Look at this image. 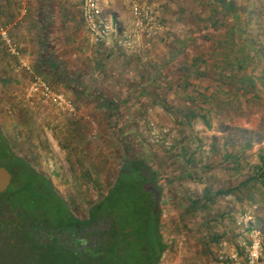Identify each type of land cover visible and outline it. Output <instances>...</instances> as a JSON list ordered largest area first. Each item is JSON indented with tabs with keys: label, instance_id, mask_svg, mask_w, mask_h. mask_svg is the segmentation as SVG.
I'll use <instances>...</instances> for the list:
<instances>
[{
	"label": "rangeland",
	"instance_id": "1",
	"mask_svg": "<svg viewBox=\"0 0 264 264\" xmlns=\"http://www.w3.org/2000/svg\"><path fill=\"white\" fill-rule=\"evenodd\" d=\"M80 2L0 0V33L8 36L6 42L0 35V166H7V143L49 180L63 205H53L47 196L26 202L32 193L22 190L24 174L16 175L5 195L26 210L37 206L53 224L67 211L81 218L133 158L158 176L157 227L164 249L156 264H214L220 252L239 250L246 235L239 223L243 213L264 234V186L259 183L219 196L207 208L189 207L206 189L236 188L264 163L261 81L243 89L221 83L218 69H211L210 60L218 55L211 49L225 32L223 22H235L232 14L216 0H109L103 15L115 20V36L96 44L80 18ZM230 2L246 18L243 33L234 31L233 50L257 59L247 72L259 78L264 3ZM134 4L157 15L158 31L149 48L143 47L142 35L134 47L120 43L123 32L135 34ZM215 21L221 25L213 29ZM194 55L207 60L199 64L201 78L189 66ZM33 75L69 96L76 115L30 96ZM65 143L74 146L67 149ZM122 212L120 226L138 224L127 209Z\"/></svg>",
	"mask_w": 264,
	"mask_h": 264
},
{
	"label": "trees",
	"instance_id": "2",
	"mask_svg": "<svg viewBox=\"0 0 264 264\" xmlns=\"http://www.w3.org/2000/svg\"><path fill=\"white\" fill-rule=\"evenodd\" d=\"M216 1L226 12L232 14V17L235 18V22H232L231 24H229L230 22H223L225 32L223 36L218 38L216 47L211 49V53L218 51L217 57L210 60L212 63L211 69H218L216 77L221 83H224L227 80L231 83H236L241 88L243 87V89L248 87L254 88L256 79H259L262 88H264V72H261L259 78L253 76L251 70L247 72L251 62L255 63L257 59L252 58V61H250L247 56L236 55L235 50H233L235 44L234 31L237 29L240 34L243 33L245 28L244 20L246 18L242 17V15L234 9L230 0ZM262 1L264 3V0ZM236 22L237 27L235 24ZM217 23L218 25H221L219 21H215L211 24L213 29L216 28ZM261 53H263L262 49H258L257 54ZM206 61V58L201 55L197 58L194 57L191 59L190 67L195 70L196 78L202 77V73H198V66L201 63L207 64ZM227 69H229L228 73L225 72L228 71ZM200 117L204 119L203 115H200ZM6 151V157L9 162H24L9 150L7 143ZM8 165L21 166L24 169V177L26 175V178L32 180V171L34 170H32L27 164ZM157 180L158 176L156 172L138 160L131 158L123 163L112 187L108 190V194L99 201L95 208L97 211H104L106 214H112L119 222L123 221V216H126V213H121V210L127 209V214L130 215L131 218L137 217L138 224L132 222L129 226L125 227L122 225L120 226L119 223V228H126L127 230V233H125V235L123 234L122 238L124 244L117 247V249L114 248L115 252L113 255L108 257L105 261H99L98 264H156V259L164 249V244L157 227L158 211L157 213L154 212V205L158 203V199L155 198L148 187L152 186L159 194H161L160 188L157 186ZM254 183H259L262 187L264 186V163L260 164L251 176L242 180L236 188H229L226 190L219 189L213 193H210L208 189H206L200 198L190 200L189 207L196 210L207 208L214 204L219 196L231 194L233 191H238V189L242 188L244 185ZM24 190L27 191V189ZM36 192H40V190L36 189L32 193ZM114 196L115 200H110ZM121 201L122 203H120ZM126 202L127 205H125ZM190 208L186 210L188 214ZM66 214L69 216L68 211ZM69 217L71 218V215ZM135 236H137L136 242ZM43 248L45 247H42V250H40V253L38 254L39 260L34 264H75V257H72L71 253L67 250L62 251L60 248L55 249L53 246L45 250H43Z\"/></svg>",
	"mask_w": 264,
	"mask_h": 264
},
{
	"label": "flooded vegetation",
	"instance_id": "3",
	"mask_svg": "<svg viewBox=\"0 0 264 264\" xmlns=\"http://www.w3.org/2000/svg\"><path fill=\"white\" fill-rule=\"evenodd\" d=\"M8 164L26 163L7 161V166H0L10 174L9 184L0 192V264H34L39 260L38 254L42 247H45L43 248L45 250L52 246L71 253V256L75 257V264H98L99 261H105L113 255L114 248L117 249L124 244L122 238L123 234L127 233L126 228H119V221L112 214L97 211L95 207L99 202L91 206L83 217H75L68 212L71 218L64 214L63 219L57 224H53L49 217L37 212V206L32 210H26L21 202H16L15 198L5 195L14 180L24 174L21 166ZM32 173V180L23 178L22 190L26 193L24 189H27L32 193L38 189L40 192L27 195L26 202L32 196H47L53 205L61 207L63 200L54 191L49 180L36 171ZM36 179L40 180L43 189L36 183ZM148 189L158 199L159 193L152 186ZM107 194L108 191L104 197ZM157 209L156 203L154 212L157 213Z\"/></svg>",
	"mask_w": 264,
	"mask_h": 264
},
{
	"label": "built area",
	"instance_id": "4",
	"mask_svg": "<svg viewBox=\"0 0 264 264\" xmlns=\"http://www.w3.org/2000/svg\"><path fill=\"white\" fill-rule=\"evenodd\" d=\"M109 0H81L80 18L92 42L104 43L116 32L113 23L103 15L104 5ZM135 34L123 32L120 43L124 47H134L136 36L142 35L144 48H149L158 31V18L156 13L147 6L134 4L131 6ZM0 35L8 42V36L1 31ZM138 39V38H137ZM14 52V50H12ZM15 53V52H14ZM28 69V68H27ZM30 96L38 98L42 103L69 115H76V106L73 100L60 90H55L45 79L33 75L28 85ZM239 223L246 231L245 240L239 244V251L220 253L214 264H264V234L251 224V216L243 213Z\"/></svg>",
	"mask_w": 264,
	"mask_h": 264
},
{
	"label": "water",
	"instance_id": "5",
	"mask_svg": "<svg viewBox=\"0 0 264 264\" xmlns=\"http://www.w3.org/2000/svg\"><path fill=\"white\" fill-rule=\"evenodd\" d=\"M9 180L10 174L8 171L5 168L0 167V192L6 189L7 185L9 184Z\"/></svg>",
	"mask_w": 264,
	"mask_h": 264
},
{
	"label": "crops",
	"instance_id": "6",
	"mask_svg": "<svg viewBox=\"0 0 264 264\" xmlns=\"http://www.w3.org/2000/svg\"><path fill=\"white\" fill-rule=\"evenodd\" d=\"M110 20H111V22L113 23L114 28L117 29V26H116L117 24H116L115 20H114V22H113L112 18H110ZM114 36H115V33L112 34L110 37H114ZM90 39H91V38H90ZM194 57L197 58L198 55H194V56L192 57V59H193ZM189 66H190V65H189ZM198 67H199V66H198ZM68 143H69V142H68ZM64 145H65V146H68L67 149L70 148L69 146H74V144H71V145H68V144H67V145H66V143H65ZM72 148H73V147H72ZM244 240H245V236H244ZM237 251H239V250H237ZM220 253L222 254V253H227V252H224V251H223V252H220ZM263 254H264V249H263L262 255H263Z\"/></svg>",
	"mask_w": 264,
	"mask_h": 264
}]
</instances>
